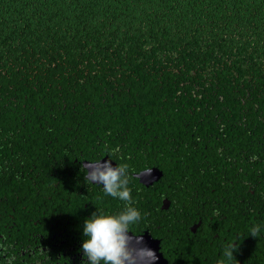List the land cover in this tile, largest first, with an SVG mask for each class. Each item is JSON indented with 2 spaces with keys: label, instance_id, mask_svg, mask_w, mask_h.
I'll return each mask as SVG.
<instances>
[{
  "label": "trees",
  "instance_id": "obj_1",
  "mask_svg": "<svg viewBox=\"0 0 264 264\" xmlns=\"http://www.w3.org/2000/svg\"><path fill=\"white\" fill-rule=\"evenodd\" d=\"M106 156L128 165L138 222L169 255L214 242L221 262L226 236L234 257L257 247L264 0H0V234L53 246L75 226L83 241L89 213L128 204L85 179L84 162ZM154 167L150 186L135 176ZM230 215L231 236L211 224ZM69 246L51 264H82Z\"/></svg>",
  "mask_w": 264,
  "mask_h": 264
},
{
  "label": "clouds",
  "instance_id": "obj_2",
  "mask_svg": "<svg viewBox=\"0 0 264 264\" xmlns=\"http://www.w3.org/2000/svg\"><path fill=\"white\" fill-rule=\"evenodd\" d=\"M87 161L84 165L87 169L86 181L102 184L105 194L128 204L120 212H94L84 221L82 264H155L158 259L155 251L131 228L140 220L141 213L131 206L128 165L114 166L110 159ZM151 171V168H145L143 174H150ZM262 227L254 225L251 235L258 236ZM236 247V243L232 242L224 248L220 264H234Z\"/></svg>",
  "mask_w": 264,
  "mask_h": 264
},
{
  "label": "flooded vegetation",
  "instance_id": "obj_3",
  "mask_svg": "<svg viewBox=\"0 0 264 264\" xmlns=\"http://www.w3.org/2000/svg\"><path fill=\"white\" fill-rule=\"evenodd\" d=\"M154 182L152 184H154ZM141 183L144 184L143 182H141ZM152 184H150V185H152ZM99 185H102V184H99ZM150 185H147V186H150ZM252 193L254 194L255 191L252 190ZM196 196L198 198L200 208H203V209L206 208V205H203L204 203H206L203 200L204 194L199 193L198 195L196 194ZM166 200L169 201V205H167V203H165ZM228 202L230 203L229 200H228ZM131 205H134V204H131ZM170 206H171V200L166 198L163 201L162 208L168 209V208H170ZM250 209H251L250 210V213H251L254 209H252V208H250ZM116 212H119V210H117ZM113 213H115V212H113ZM88 216L90 217L91 214L89 213ZM211 218H212V220L214 219V217H211ZM201 221L194 224L191 227L192 231H194V232L198 231L199 227L202 224ZM218 222H221V223L215 222V223H211V224H213V227H215V228H217V226H219V225H223V227L226 226L227 231H228L229 235L231 236V215L229 217H223L222 220L218 221ZM135 225H136L135 228L132 229V231L135 234L140 235L142 237L147 236L148 238L151 239V240L146 241L145 244L147 246L151 247L157 255L158 259L155 261V264H171L172 261H174L175 264H179L176 260L182 259V256H184L185 258H188V260H189V261H184V264H220L219 261L213 262L214 247H215L214 242L209 243L208 248L203 247L200 252L196 251V253L192 254L191 249H188L186 254L175 253V255L173 256L172 254H170V255L168 254V253H170L169 250L171 248L165 247L166 245L163 243L162 238H160L159 235H157V233L153 230V228H149V227L142 228L140 226L139 222H137ZM261 226H264V225L262 224ZM10 235L13 236V234H11V233H10ZM259 235L261 238H259ZM259 235L256 236L257 240L251 239L252 241H256L255 246H257V247L249 248V250L247 252H244V251L238 252L236 255L237 257H234V264H264V227L261 228V233ZM35 236H38V238L34 239V243H32V244L30 243V244L26 245L23 241H20V240H12V239H9L11 241L6 240L4 234H0V239H1L0 240V252H3V257L7 258L8 264H26L27 260L25 257H27V256L32 257V255L34 257L36 255V257L34 258V260H36V261L35 262L30 261V263L31 264H35V263L38 264L41 261L38 259L39 255H37L36 251L37 250L40 251V249H43L45 251V254H44V257H42V260H44L45 262L48 261V264H51V262L52 263L55 262V260L60 257V255H57L56 257L52 256L51 252L52 251L56 252V248L63 247L66 244H71V246H69V249L67 251L69 253V256H71L70 260L71 259L74 261L78 260L80 262L83 261V256H82V251H81L83 241L78 240L79 236L77 234V231H75V226L73 227L71 232H66V231L58 232L54 237L55 242L53 243V246L44 244V242H43L45 240L44 234L38 233V234H35ZM61 236H63V237L60 238ZM216 236H217V238H219L220 235L216 234ZM222 241L223 242H221L219 244V247H218L219 250L217 248H215L217 251V253H216V255L218 257L217 259L223 258L222 253H223L224 248L229 243H231V239H229L228 236L224 237ZM216 242H218V241H216ZM156 243H158V245H156ZM205 243H207V242H205ZM235 243L237 245L238 241H235ZM58 261H60V260L58 259ZM221 261H222V259H221Z\"/></svg>",
  "mask_w": 264,
  "mask_h": 264
},
{
  "label": "water",
  "instance_id": "obj_4",
  "mask_svg": "<svg viewBox=\"0 0 264 264\" xmlns=\"http://www.w3.org/2000/svg\"><path fill=\"white\" fill-rule=\"evenodd\" d=\"M103 159H104V160H108V159L112 160V159L109 158L108 156L105 157V158H103ZM87 162H88V161H85V162H84V165H85ZM112 163H113L114 166L117 164V163H116L115 161H113V160H112ZM151 169H152V171H151L150 174L144 175V174H143V173H144V170H143V171H141L140 173L135 174V176L138 177V178L140 179V181L143 182L144 184H146V185H150V184H152L154 181L159 180V179L162 177V175H163V172H162L159 168L154 167V168H151ZM98 184H100V183H98ZM165 203H167V205H169V201L166 200ZM167 205H166V206H167ZM148 240H151V239L148 238L147 236H143V241H144V243H146V241H148ZM156 245H158V243H156Z\"/></svg>",
  "mask_w": 264,
  "mask_h": 264
}]
</instances>
